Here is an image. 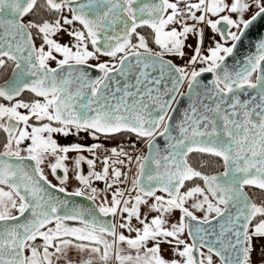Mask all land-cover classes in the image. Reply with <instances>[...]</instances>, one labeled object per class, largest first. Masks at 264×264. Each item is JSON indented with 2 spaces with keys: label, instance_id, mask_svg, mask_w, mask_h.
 I'll return each mask as SVG.
<instances>
[{
  "label": "snow or ice",
  "instance_id": "6c2138e0",
  "mask_svg": "<svg viewBox=\"0 0 264 264\" xmlns=\"http://www.w3.org/2000/svg\"><path fill=\"white\" fill-rule=\"evenodd\" d=\"M257 20L264 0H0V264H264V38L235 59ZM122 134L147 152L105 147Z\"/></svg>",
  "mask_w": 264,
  "mask_h": 264
},
{
  "label": "rangeland",
  "instance_id": "374dc122",
  "mask_svg": "<svg viewBox=\"0 0 264 264\" xmlns=\"http://www.w3.org/2000/svg\"><path fill=\"white\" fill-rule=\"evenodd\" d=\"M233 18H235V17H233ZM246 18H247V17H246ZM233 30H235V29H233ZM206 35H211V33H207ZM67 39H68L67 37H64V38L62 39L61 42H65ZM217 39H219L218 36H217ZM206 44H207V40H206ZM102 59L107 60L108 58H107V57H103ZM177 62L180 63V61H177ZM93 63H95V61H93ZM53 66H54V65H53ZM57 139L59 140V142H60L61 144H67V143H71V142H79V143H82V144H84V143H85V144H91V143L93 142V141H91V140L88 139V138L80 139V138H78V137H69L68 140H64L63 138H59V137H57ZM76 155H84L85 157L90 158V155H89L87 152H82V153H69V154H68V156H69V160L67 161V164H68V167H69V173H68L69 180H68V182H67L66 187H67V190H68L69 192L74 191L75 188H77V187H80L79 182L75 179V170H74V168H73V164H72V160H73V158H74ZM50 162H54V159L51 158V157H49V158L45 161V165H44V174L48 177V179H49L53 184H57V185H58V184H59V181L56 179V177H54V176L52 175L51 170L47 167V164L50 163ZM83 165L86 166V167H85V168H86V171L84 172V174H87V171H88L87 165H86V164H83ZM93 186H94V187H97L98 189H103V188H104V183L101 182V181H94V182H93ZM103 195H104V193H101V196H103ZM143 211H145V210L142 209V212H143ZM13 213H15V211H14ZM177 215H178V213H177ZM198 215H199V214H198ZM132 224H133L134 226H139V225L137 224V222H136L135 219L132 220ZM118 231H123L124 234H125L126 236H128V235H132V236H134V235H135V233H131V234H129L128 231H127L126 229H124V230H120V229H118ZM109 239H110V238H109ZM37 243H39V241H37ZM121 247L124 249V254H128L127 246H126V245H121ZM132 254L135 255L134 252H133ZM87 255H88V254H87ZM164 255H165L166 258H169V259L172 258V253H171V251L168 250L167 248H166V250H165V252H164ZM69 256H71V255H69ZM69 256H67V258H62L60 261L56 262V264H68V262L71 261L70 258H69ZM88 258H89V256H88ZM213 260H214V264H219V262L217 261V259H216L215 257H213ZM72 262H73V261H71V264H73ZM93 264H100L98 258H93ZM108 264H117V262L115 261V258L113 257V259H111V260L108 261Z\"/></svg>",
  "mask_w": 264,
  "mask_h": 264
},
{
  "label": "water",
  "instance_id": "95a60500",
  "mask_svg": "<svg viewBox=\"0 0 264 264\" xmlns=\"http://www.w3.org/2000/svg\"><path fill=\"white\" fill-rule=\"evenodd\" d=\"M264 38V20H257L248 30H246V33L244 35V37L242 38L241 42L238 44L237 47V56L235 57V59H240L243 60V58L246 55L252 54L255 52V43L261 39ZM229 65L231 66L234 63L233 58H229L228 61ZM10 71L9 74L10 75ZM97 73H93V75H96ZM201 79L203 80H207L210 79V74H205V76H203ZM3 83V82H1ZM182 91H187V86L185 85L182 88ZM188 101L187 99L185 100H181L178 106V110L175 113H170L173 115V123H175L176 120L179 119L180 117V111L186 107ZM174 107H176L174 105ZM157 142L162 146L164 141L160 138H158ZM147 152V150H146ZM59 173V170H58ZM60 175H62V173H59ZM56 195L60 196L61 198H65L64 194L61 193H55ZM71 199L74 203H81V204H87L88 202L83 200V198L81 197H75V198H69ZM14 215H18V213L14 214ZM216 258V257H215ZM217 261L219 262L218 258H216Z\"/></svg>",
  "mask_w": 264,
  "mask_h": 264
},
{
  "label": "built area",
  "instance_id": "2783aa9c",
  "mask_svg": "<svg viewBox=\"0 0 264 264\" xmlns=\"http://www.w3.org/2000/svg\"><path fill=\"white\" fill-rule=\"evenodd\" d=\"M135 140L136 138L134 136L129 137L128 135H120L117 136L114 140L111 141H104L105 147H112L115 146L116 144H122L126 150H128L133 156L134 155H138V154H142V153H146L147 150V146L146 143L141 141V142H137L136 143V148L132 149L131 147H129V140ZM89 154V153H88ZM100 165L99 163L97 164V170H99ZM131 172L129 175V179H131V174H133L135 172V163H133L131 166ZM123 171H129L128 168H124L122 169ZM121 187H123V185H121Z\"/></svg>",
  "mask_w": 264,
  "mask_h": 264
},
{
  "label": "crops",
  "instance_id": "0c3cea01",
  "mask_svg": "<svg viewBox=\"0 0 264 264\" xmlns=\"http://www.w3.org/2000/svg\"><path fill=\"white\" fill-rule=\"evenodd\" d=\"M255 243L257 246H259L261 244H264V241L257 240V241H255ZM69 255H71V256H69ZM68 256H69L70 260L73 261L72 262L73 264H80L81 260L88 259L87 253L80 254V253H77L74 249L69 252ZM259 259H260V257H259V247H258L257 251L253 253V260L259 261Z\"/></svg>",
  "mask_w": 264,
  "mask_h": 264
},
{
  "label": "trees",
  "instance_id": "16d2710c",
  "mask_svg": "<svg viewBox=\"0 0 264 264\" xmlns=\"http://www.w3.org/2000/svg\"><path fill=\"white\" fill-rule=\"evenodd\" d=\"M29 18H31V17H29ZM9 71H10V68H9ZM9 71H8V74H9ZM6 78H7V76H5L2 73H0V83L3 82L4 79H6ZM122 135H128V134H122ZM118 136H120V135H118ZM13 214H16V212L13 213Z\"/></svg>",
  "mask_w": 264,
  "mask_h": 264
},
{
  "label": "flooded vegetation",
  "instance_id": "af4514ba",
  "mask_svg": "<svg viewBox=\"0 0 264 264\" xmlns=\"http://www.w3.org/2000/svg\"><path fill=\"white\" fill-rule=\"evenodd\" d=\"M81 167H82V169H83V172H85V171H86V168H85L86 166H84V165L82 164Z\"/></svg>",
  "mask_w": 264,
  "mask_h": 264
}]
</instances>
